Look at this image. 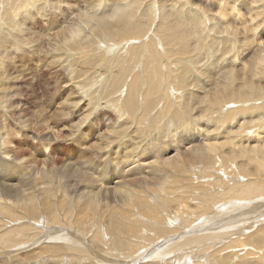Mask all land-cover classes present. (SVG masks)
<instances>
[{"label":"bare ground","instance_id":"obj_1","mask_svg":"<svg viewBox=\"0 0 264 264\" xmlns=\"http://www.w3.org/2000/svg\"><path fill=\"white\" fill-rule=\"evenodd\" d=\"M9 1L17 7L0 22V32L4 29L9 34L7 52H26L22 47L26 43L30 51L50 56L54 68L62 70L56 72L60 75L55 83L65 77L67 82L58 83L72 84L65 86L69 91L65 105L75 111L85 106L84 117L97 113L94 121H103L109 133L107 146L122 148L114 163L103 161L101 168L89 158L55 168L43 160L46 166L34 173L24 160L16 162L17 156L10 161L0 155V248L12 246L15 264H78L80 257L97 264H113L121 258L135 264L154 254V262L169 257L167 262L175 264L183 256L177 251H190L197 238L210 241L209 227L200 223L199 237L172 241L180 229L194 232L191 221L199 217L204 223L205 212L232 209L235 216L250 210L264 216V0H80L72 2L70 10L64 8L63 0ZM241 10L248 13L250 22L241 17ZM39 17L46 18L45 33L52 31L43 44L35 43L27 30ZM115 49L118 54L109 56ZM77 54L89 59L81 62L78 56L77 62L71 56ZM240 55L249 60L236 61ZM123 56L136 57L135 62L140 57L141 62L135 65L123 58L125 64L108 68L110 60L121 61ZM97 59L99 68L94 66ZM79 63L85 66L76 68ZM146 65L151 70L135 73V66ZM155 68H170L159 94L151 84L161 79ZM11 75L0 69V77L8 83L0 92L2 108L10 107L15 95ZM71 93L75 100L69 98ZM162 101L163 107L176 106L170 127L161 126L163 115L160 123L157 120ZM6 119L0 132L10 135L14 128L5 124ZM202 122L213 126L211 138L198 131ZM233 123L235 130H231ZM147 128L156 135L145 140ZM221 129L227 139L214 144L224 136L219 134ZM182 131L188 133L183 150L157 154L159 147L167 151L175 146ZM191 132L206 139L201 141ZM50 137L41 140L47 142ZM5 140H0V153L10 151ZM100 153L113 157L109 147ZM98 174L109 176L104 180ZM151 174L159 177H148ZM110 177H115L112 184L105 182ZM202 177L207 180L198 182ZM223 199L231 200L229 208L219 206ZM255 228L250 233L248 229L236 232L247 231L210 253L203 245V251L199 246L194 252L197 258L207 254L214 264L216 256L222 264H264V221ZM161 238L166 240L157 243ZM144 239L153 245L148 252L141 250V246L147 249ZM10 250L1 251L0 257ZM197 258L189 254L188 261Z\"/></svg>","mask_w":264,"mask_h":264},{"label":"rangeland","instance_id":"obj_2","mask_svg":"<svg viewBox=\"0 0 264 264\" xmlns=\"http://www.w3.org/2000/svg\"><path fill=\"white\" fill-rule=\"evenodd\" d=\"M77 1H80V0H63L64 6H65L64 8H67L68 10L72 9V2H77ZM102 1H104V0H102ZM10 2L11 1H9V0H6V1L0 0V5L4 6L3 9H1V6H0V9H1L0 11H2V13L0 12V20L2 19L0 22H3L4 19H9L8 18L9 13L15 7H17L16 2L15 3H13V1L11 3ZM53 2H55V0H53ZM6 5H8L9 7L7 6L8 7L7 8ZM38 6L41 7L43 5H42V3H39ZM53 6H55L54 3H53ZM102 6H103V4L101 2L100 7H102ZM3 15H5V17H3ZM240 15L244 20H246V21L250 20V17L246 11L241 10ZM35 17H37V16H35ZM45 20H46L45 17H39L38 21L32 20L34 23L37 22L36 25H30L29 27H27V30H28V28H30L29 30H31L30 32H32L31 36L33 37L35 43H39L41 41V44H43L45 41H47L51 37L52 31H49V33H45V31H44V28L46 27ZM0 30H1V27H0ZM0 34H1L0 35V69L4 68L6 70V72H9L10 74H12L11 77H14L13 79H15V80L12 79L13 81H15V82H13L14 89L12 91V93L15 95H14V98L11 99V101H12L11 106L2 108V106L0 105V109H2L0 111V125H1L2 121L4 122L3 118L6 117L7 119L5 121L6 122L5 124L6 125L10 124L12 129L14 128L10 135H6V134L0 132V135H2V136H0V140L6 139L5 140L6 144H7L6 146L10 150L7 153L1 152L0 155L1 156L3 155V157H5L6 160H10V161L14 158L13 156H17V160L15 159V161L17 162L19 160H22V161L24 160V162H22V163L29 165L31 167V169L33 170V173L37 168L40 169V168H44V166H46L43 164V160H46L47 163L46 162L45 163L48 164V167L53 166V168H55L56 166L66 164V163H70V162H80V161L86 160L88 158H89L88 160H94V163L99 164L100 168L103 166L105 161H109L110 163H114L116 157L120 154L122 148L116 149V147H112L111 145L107 146V141H106L105 137L108 136L109 133L106 131V127L103 126V121L99 122V120H97V119L101 118V115H99L98 118L95 119L97 121H94V118H92L93 121L91 120L92 122H90L89 125L84 129L83 133L77 137V128H75V126L79 125L82 122L83 117H84V113H87V110H86V107L83 106L82 109L75 111V110L70 109L71 107L69 105H68V107L65 105L64 100L69 95V91L67 90L68 88L65 86L67 85L69 87L72 84L71 83H67L66 85L63 84L65 88L63 86H61L58 83V81H60V80L66 81L64 79L65 78L64 76H63L64 78L58 80L55 83V77L60 75L56 72L62 71V70H58V69L54 68V64L51 62V57L47 56V58H45L43 56V54H41V53H40V55H38L37 53L30 51L29 48L27 49L28 46L26 43H24V45L22 46L24 48V51H26V52H23V50L22 51L19 50L20 52H14V51L9 50L7 52L6 47H7L8 43L10 42V40L7 39V38H9V34L4 29L2 30V33L0 32ZM5 34H8V35L4 36ZM23 35H25V34H23ZM20 36H21V34H20ZM115 50L117 52H112V50H111V52L109 53V56H116L118 54V49H115ZM10 53L12 55H10ZM14 54L16 57L14 56ZM81 54L82 53H80L79 55H81ZM79 55L77 54V55H71V56H72V58H74L76 56L74 59L77 62H80V58L82 60L81 62H87V60L89 59V58H84V56L80 57ZM6 56H7V58H6ZM123 58L124 59L129 58L130 61L132 60V64H135V65H136V63L141 62L140 57H138L136 62H135L136 57H135V59L134 58L132 59V57H130V56H128V57L123 56L121 61L116 62L113 59L110 60V64H111V61H112V64L109 65L108 68H116V65L119 63L125 64L123 62ZM4 59H6V61ZM7 59H9V60H7ZM93 60L95 61V59H93ZM242 60H244L242 62V63H244L247 60H249V57L247 56L245 58V55H240L236 61H242ZM8 61H10V62H8ZM148 61H150V60H148ZM97 62H99L98 59L96 61V64L94 65L95 68L96 67L99 68V65ZM162 63H163V59H162ZM105 65L108 66V63H105ZM83 66H85V65L82 64V66H81V63H79L76 66V68H83ZM135 67L134 68L137 71L134 69V70H132L133 73L135 71H136L135 73H137V72H139V70L144 71V68H145V72L148 69L151 70L150 65H146V66L142 67V69L140 66H135ZM139 67H140V69H138ZM122 68H124V67H122ZM155 69L158 71L156 76L159 75L161 77V79L159 82L156 80H152V82L151 81L150 82H151L152 86H154V88L156 90V94H159L161 92V90L163 89V78L164 77L168 78V75H169L168 70L170 68H168V70L166 68H155ZM227 69H232V68H227ZM89 71H91V70H89ZM166 73H167V75L165 76ZM149 76L151 77V79L154 77V75H149ZM103 77H104V75H102L101 78H103ZM0 78H1L0 82H2V83H0V92H2V90H3L2 88L4 86H6L8 83H7L6 79L4 80L5 77H0ZM101 78H100V80H101ZM151 79H149V80H151ZM1 84H3V86ZM61 92H62V94H61ZM75 93H71L70 94L71 96L69 98H73V100H75V97H74ZM163 105H164V102L162 103V111H161L162 113L158 116L157 120L160 123L161 122L160 118L163 115L161 126H169L170 127L171 122L169 119H170L173 111L175 110L176 106L174 105L173 108H169L170 104H166L164 107H163ZM107 108H108V106H107ZM39 111H41V112L38 113ZM3 112H4V114H3ZM3 115H5V116L3 117ZM231 125H233L231 130H235L237 125L235 123H233ZM11 127L8 126V128H11ZM165 128L167 129V127H165ZM197 129H198V131H200L203 134L208 133L209 136L207 138H211L212 134L215 133V132H212L213 126L207 125L205 122L200 123V125ZM74 130L76 132H74ZM223 132H224V129H221L219 134H223L224 136H220V138H218L214 144L223 143L227 139L225 137L226 133H223ZM144 134H146L147 136H145ZM191 134H193V136H196V135L198 137L200 136L201 141L203 139H206V138H203L202 135H198L197 132H191ZM47 135L51 136L50 140H48L47 142H43L41 139L46 138ZM143 135L145 137L144 139L148 140V139H151L152 137H155L156 131L154 129L152 130L150 128H147V132H143ZM177 140H178L177 144L175 146H171L167 151L166 150L164 151L161 147H159V149L156 151L157 154L160 152H164V156H167V155L174 154V152L176 153L177 151L183 150V147H185L186 144L188 143V133L185 131H182V136H180L178 134L173 143H175ZM1 142L2 141H0V143ZM107 147H109L112 151L113 157H111V158H106V157L104 158L102 156V154L100 153L101 150H103L104 148H107ZM0 151H1V149H0ZM5 151H6V149H5ZM181 154H182V152H181ZM8 155H10V156H8ZM182 155H185V154L183 153ZM32 158H33V160H31ZM107 159H109V160H107ZM125 164H126V162H125ZM132 165H133V163L130 165H127V166L130 167ZM200 165H202V164H199L196 166L199 167ZM98 176H99V174H98ZM106 176L108 178L109 175H106ZM106 176L100 175L99 177L101 179L106 180L107 179ZM148 177L158 178L159 176L157 174L156 175L151 174V175H148ZM202 180L206 181L207 179H206V177H202L198 182L201 183ZM114 181H115V177H110L105 182H109V184H112V183H114ZM10 182L12 183L13 181H10ZM152 194L155 197V192ZM152 194L150 195V198L151 197L153 198ZM258 202L260 203L259 200H258ZM230 203H231V200L223 199V201H221L219 206L224 204L225 205L224 208H229L228 204H230ZM10 209L8 211H10ZM3 211H5V210H3ZM209 211L205 212L207 219H205L204 223L201 222L202 218H199V217L194 218L191 221V222H193L192 225L194 226V229H196L194 232L187 233L189 228L187 229V231H185L186 229L182 230L183 232L180 229V230L176 231L174 233V235H172L173 239L172 238L171 239L173 242H176L177 239L183 238L184 236L187 237L188 235H190L191 238H197L200 236V233H201L200 227L204 226V227H209L206 231L209 233V235L211 237L210 241H208V242L203 241L200 238H197L198 239V240L196 239L197 242L193 243L190 246V251L187 249H184L183 252L177 251L179 253H182L183 256L178 257V260H180V261H179V263L177 262L175 264H198V261L201 264H214L213 262L211 263L210 261L207 260L208 259L207 254H203V256H198V258H197V255L195 254L194 251L197 252L199 250V246L201 249L204 248L205 246L206 247L208 246L207 250L210 253L212 251L211 249L215 250L216 247H218V246L223 247V245L226 243V241H230L232 239L239 238L243 233H246L247 231L246 232H240V233H236V232H238L242 229L243 230L248 229L247 233H250L256 229L255 227L257 226V224L259 225L264 221L263 215L257 216V215H255V211H250V210L247 212H245L246 210H244L243 213H241V214H239V212H241L242 210H240L239 212L236 211V214H239V215H235V216H233L235 211L232 212L233 211L232 209L228 210L229 212L228 211L225 213L224 212L223 213L218 212L215 214L213 212H209ZM217 214H220V215L218 216ZM260 216H263L261 219L262 221H259L261 218ZM194 217H196V215H194ZM229 217H231V218H229ZM61 218H62V216L60 217V215H58V219H61ZM154 221H161V220L160 219H153L152 222H154ZM199 223L201 224V226ZM57 225L58 224L50 226V229L51 230L54 229ZM227 225H229V226H227ZM50 229H46V232ZM210 229H213L214 232H212ZM249 230H250V232H249ZM45 233H44V235H45ZM185 233H187V234H185ZM229 236H231V239H228ZM237 236H239V237H237ZM170 237L171 236H168L166 238L170 239ZM217 237H220L221 239H223V241L220 239L216 240ZM166 238H161V239L157 240L156 242L157 243L163 242L164 240H166ZM171 239L169 241H171ZM145 240H147V239L141 240V242L143 244V247H146L147 249H142V246H141V250H143V251L147 250V252H148L151 250V246H153V245H149L148 242H144ZM211 240H214V242ZM54 241L56 242V240H54ZM47 243L50 244V242H47ZM147 243H148V245H147ZM42 244H44V243H42ZM51 246L54 248L53 244ZM244 246L245 245H243V247ZM11 247L10 248L4 247V248H2V250L0 248V254H1V251H3V250H10L11 249L8 252L9 254L7 253L5 255H1L0 264H15V261L13 260V253L15 251H14V249L12 250ZM239 247H240V245L237 246L238 250H241V248H239ZM248 247L249 246L247 245L244 247V249L248 248ZM237 248L236 247L228 248V250H230V249L236 250ZM209 249H210V251H209ZM225 249H227V248H224V251L227 252ZM45 250H44V252H45ZM201 251H203V249ZM224 251L222 250L223 253H224ZM189 254H190V257H192V259L197 258L195 260V262L192 259L190 261H188ZM137 255L138 254H136V256ZM14 256L18 257V254H14ZM155 257H157L156 254L150 256L149 258L143 257V258H141V261L144 263L148 262V261H150V262L152 261V263H153L154 262L153 260ZM214 257H215V255H214ZM216 257H217L216 258L217 264H222L221 259H218V256H216ZM132 258H134V257H132ZM170 258L173 259V257H170ZM213 258H211V261ZM123 259L124 258L119 259L118 261H120V262L113 261V264H117V263L118 264H125V263L126 264H132V263H128V260L124 259L126 261L125 262ZM168 259H169V257H167L166 259L163 258L162 260L160 259L161 261L156 260L153 264H163V263L164 264H171V263L167 262ZM141 261L136 260L135 264H142ZM60 262L61 263H58V264H66L67 263L66 261L65 262L60 261ZM262 262L264 263L263 260H262ZM239 263L240 262H238V264ZM39 264H42V263H39ZM78 264H97V263L91 262V261L85 262L84 259L82 257H80ZM243 264H250V263L243 262Z\"/></svg>","mask_w":264,"mask_h":264},{"label":"snow or ice","instance_id":"obj_3","mask_svg":"<svg viewBox=\"0 0 264 264\" xmlns=\"http://www.w3.org/2000/svg\"><path fill=\"white\" fill-rule=\"evenodd\" d=\"M80 107V106H78ZM97 113H94L92 116H85L82 120V122L77 126V137L80 136L84 129L89 125L91 122L92 118L96 115Z\"/></svg>","mask_w":264,"mask_h":264}]
</instances>
